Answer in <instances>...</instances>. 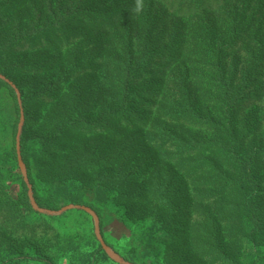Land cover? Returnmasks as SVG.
Returning <instances> with one entry per match:
<instances>
[{"label": "rangeland", "instance_id": "1", "mask_svg": "<svg viewBox=\"0 0 264 264\" xmlns=\"http://www.w3.org/2000/svg\"><path fill=\"white\" fill-rule=\"evenodd\" d=\"M133 6L134 0H90L86 7L98 11L96 14L102 17L117 15L125 18L124 22H119L121 26L137 20L138 16L131 12ZM39 11L45 19L55 23L52 12L57 18L65 14L66 0H0V75L12 82L14 87L9 85L16 94L14 97L12 90L0 83V264H16L23 256L42 260L19 264H122L103 249L90 213L83 210H69L57 215L39 212L31 203L29 185L42 209L57 212L69 205H85L96 213L98 211L103 239L127 263L211 264L204 261L201 254L198 257L193 255L198 228L191 225L187 215L192 213L190 207L195 191L192 184L195 180L184 181L181 174L174 171V164L169 163L167 154L155 148L156 153L153 154L145 132H139L138 126L131 127L112 120L109 121L110 128L103 132L84 133L82 138L78 136L79 131L71 129L59 154L40 153L36 135L51 119H66L70 111L76 109L74 112H83L90 121H94L110 102L113 85L105 66L111 50L108 38L112 37L114 30L98 28L97 19L86 21L74 16L70 23L56 27L41 39L21 40L22 33L30 30L27 20L36 21ZM253 13L258 14L254 22L251 23L253 20L249 17L242 28L243 31L246 25L250 26L251 37L256 29H264V0H254ZM184 36L186 34L178 39ZM223 36L221 33L220 38ZM164 39L158 43L159 48L164 46L167 38ZM240 39L238 48H227L222 52V59H248L239 51L246 52L251 48L247 46L250 37ZM189 43V40L184 41V44ZM10 44L11 49L8 48ZM224 45H229V40ZM75 53H80L79 63H84L88 69L80 75L71 74L74 69L72 55ZM173 59L177 60L169 64L171 72L183 71V62L190 68L193 79L199 74L191 72L192 69L204 70L203 62L196 57L185 55L182 58L174 56ZM157 72L159 74L153 72L152 77L144 78L140 84L147 81L154 86L164 84L167 72L161 69ZM263 87L264 64L253 74L249 90L244 95V107L238 113L242 131L263 129L264 132ZM159 90L165 99L164 86ZM202 90L204 87L199 89L200 101H203ZM140 92L141 89L138 90ZM154 103L156 100L143 93L133 100V107L138 114L147 115ZM18 108L25 116L20 136ZM177 126L188 135L183 130L186 125ZM115 132H119V136ZM195 133L199 135L200 132ZM18 141L26 143L30 149L33 147L30 171L34 184L29 175L28 183L25 181L18 154L17 159L14 158ZM79 143H82L79 152L84 148L96 149L104 162L95 169L80 167L70 177L72 174L67 172L65 161L75 155ZM119 152L121 159L111 163L109 159ZM25 167L28 173L26 163ZM170 168L176 175L175 192L178 199L181 198L183 208L182 215H175L178 223L172 225L168 223V213L160 212L159 219H153L154 211L150 205V187L155 173L171 171ZM33 185L45 198L53 197L57 208L41 207L35 198ZM226 233L225 230V244L240 254L241 248L229 244L231 233L228 236ZM99 246L108 259L102 258ZM248 255L250 264H259L264 261V247H255Z\"/></svg>", "mask_w": 264, "mask_h": 264}, {"label": "trees", "instance_id": "2", "mask_svg": "<svg viewBox=\"0 0 264 264\" xmlns=\"http://www.w3.org/2000/svg\"><path fill=\"white\" fill-rule=\"evenodd\" d=\"M89 2L66 0L65 14L57 18L52 12L55 23L45 19L39 11L36 21L27 20L30 30L21 35V40L41 39L56 27L70 23L74 16L86 21L97 19L98 28L114 30L108 38L111 50L105 66L113 85L110 102L94 121L83 112H74L76 109H72L66 119H51L36 135L40 153L59 154L71 129L79 131L78 136L82 138L84 133L105 131L112 120L138 126L139 132H145L153 154L155 149L167 154L169 163L174 164V171H178L184 181L195 180L192 213L187 215L191 225L198 228L193 255L201 254L204 261L211 264H250L248 254L255 247H264V132L263 129L242 131L238 113L244 107V95L253 74L264 64V29H256L252 37L250 26L246 25L242 31L249 17L253 23L258 15L252 14L254 0H146L144 13L135 22L128 21L121 26L119 22H124L125 18L117 15L102 17L96 14L98 11L86 7ZM182 34L186 36L178 39ZM243 36L250 37L247 46L251 48L239 53L248 59H222V52L227 48H238ZM164 38L169 41L159 48L158 43ZM186 40L190 41L188 45L184 44ZM227 40L229 45H224ZM8 48L11 49V44ZM79 54L72 55L74 69L71 74L74 75L88 70L84 63H79ZM185 55L203 62V71L191 70L199 74L196 79L185 62L181 67L183 71L171 72L169 64L177 60L174 56L182 58ZM158 69L167 72L164 84L154 86L148 81L140 84L144 78L152 77L153 72L159 74ZM0 83L16 96L7 82L0 80ZM159 86H164L165 99L161 97ZM203 87V101H200L199 89ZM143 93L156 100L147 115L138 114L133 107V100ZM262 93L264 95V87ZM177 124L186 125L183 130L188 135ZM197 131L199 135H195ZM115 134L119 136L120 133ZM26 145L20 144L21 155L34 184L30 171L33 147L30 149ZM81 147L82 143H79L75 155L65 161L67 172L72 174L70 177L80 167L95 169L104 162L96 149L84 148L79 152ZM14 155L17 159V145ZM121 157L119 152L109 160L114 164ZM174 171L156 172L150 187L153 219L158 220L160 212L168 213L171 225L178 223L176 216L183 212L181 198L178 199L175 192ZM33 189L41 207L57 208L53 197L45 198L34 185ZM225 230L227 236L231 233L229 244L239 246L240 254L225 244ZM99 252L102 258L108 259L101 246ZM31 260L42 259L23 256L16 264Z\"/></svg>", "mask_w": 264, "mask_h": 264}, {"label": "water", "instance_id": "3", "mask_svg": "<svg viewBox=\"0 0 264 264\" xmlns=\"http://www.w3.org/2000/svg\"><path fill=\"white\" fill-rule=\"evenodd\" d=\"M0 78L3 79L5 82H7L8 84H10L11 86H13L12 82L5 78L4 76L0 75ZM14 87V86H13ZM16 90V88H15ZM17 92V95L18 97L20 98V93L18 92V90H16ZM24 113H23V110L21 109V125L19 127V136L21 134V131H22V122L24 121ZM19 139V138H18ZM17 154H18V162H19V166L22 170V173H23V176L25 177V181L28 183V173H27V170H26V167H25V163L23 161V157L21 155V146H20V142L18 141L17 143ZM29 189H30V198H31V203L33 205V207L39 211V212H44V213H49V214H54V215H57V214H62L66 211H69V210H83V211H86L88 213H90L94 220H95V224H96V234H97V237L103 247V249L108 253V255L113 258L114 260L118 261L119 263H122V264H130V263H127L125 262L122 258H120V256L114 252L105 242V240L103 239L102 235H101V231H100V218L98 216V214L96 212H94L91 208L85 206V205H69V206H66L64 207L63 209H61L60 211H49V210H45V209H42L40 208L33 195H32V187L29 185Z\"/></svg>", "mask_w": 264, "mask_h": 264}, {"label": "clouds", "instance_id": "4", "mask_svg": "<svg viewBox=\"0 0 264 264\" xmlns=\"http://www.w3.org/2000/svg\"><path fill=\"white\" fill-rule=\"evenodd\" d=\"M146 9L145 0H134V6L131 10L132 14L137 16L144 13Z\"/></svg>", "mask_w": 264, "mask_h": 264}]
</instances>
